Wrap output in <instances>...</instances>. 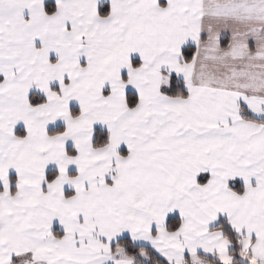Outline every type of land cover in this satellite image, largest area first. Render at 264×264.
I'll use <instances>...</instances> for the list:
<instances>
[{
    "label": "snow or ice",
    "instance_id": "6c2138e0",
    "mask_svg": "<svg viewBox=\"0 0 264 264\" xmlns=\"http://www.w3.org/2000/svg\"><path fill=\"white\" fill-rule=\"evenodd\" d=\"M0 264H264V0H0Z\"/></svg>",
    "mask_w": 264,
    "mask_h": 264
}]
</instances>
